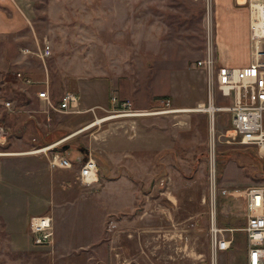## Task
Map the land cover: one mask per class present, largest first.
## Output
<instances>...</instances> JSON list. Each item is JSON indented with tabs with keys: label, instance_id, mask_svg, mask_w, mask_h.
<instances>
[{
	"label": "rangeland",
	"instance_id": "rangeland-1",
	"mask_svg": "<svg viewBox=\"0 0 264 264\" xmlns=\"http://www.w3.org/2000/svg\"><path fill=\"white\" fill-rule=\"evenodd\" d=\"M25 1L33 33L0 38V264H211L213 216L219 228L237 229L220 264H245L244 193L264 187V157L231 136L228 110L197 111L198 101L209 106L196 63L208 37L217 48L218 2L209 10L207 0ZM46 44L52 56L42 61ZM38 73L55 107L67 92L80 96L77 111L39 100ZM103 86L107 102L92 101ZM112 97L138 115L118 114ZM214 104L229 108L233 99L215 90ZM57 153L71 169L51 166ZM87 156L99 166L93 186L78 180ZM33 200L50 209L53 243L17 247L8 217L20 222Z\"/></svg>",
	"mask_w": 264,
	"mask_h": 264
},
{
	"label": "built area",
	"instance_id": "built-area-1",
	"mask_svg": "<svg viewBox=\"0 0 264 264\" xmlns=\"http://www.w3.org/2000/svg\"><path fill=\"white\" fill-rule=\"evenodd\" d=\"M207 3L210 10L215 0H207ZM236 3L246 6L249 10L251 64L244 68L222 65L217 55L216 42L211 36L208 37L204 59L197 62V67L206 76L208 108L215 107V90L221 92L224 98L233 99V105L229 108H216V111L210 112L205 111L206 104H201L197 110L207 112L211 117H214L216 112L228 110L231 113V136L237 139L240 145L258 149L264 157V0H236ZM210 16L209 12L208 35L211 30ZM38 56L42 61L51 57V45L46 44ZM17 77L25 79L21 73H18ZM25 81L31 83L29 79ZM37 97L49 108L60 112H76L79 104V97L72 92L65 93L57 107L53 105L48 90L39 92ZM111 102L118 107L117 112L120 115H138L131 109V102L120 103L117 97H112ZM11 105L10 102L7 103L8 107ZM50 164L53 168L63 169H71L73 166L67 158L58 153L53 155ZM214 173L213 165L212 174ZM99 177V166L93 157L88 156L86 162L79 160L78 180L82 185L93 186L99 182ZM244 198L247 201L249 215L247 225L243 229L248 241L246 264H264V187L248 189L244 193ZM51 221L47 216L32 219L30 230L35 246L43 247L53 243ZM234 232L235 229L219 228L213 216L209 242L211 264H220V258L231 250Z\"/></svg>",
	"mask_w": 264,
	"mask_h": 264
},
{
	"label": "crops",
	"instance_id": "crops-1",
	"mask_svg": "<svg viewBox=\"0 0 264 264\" xmlns=\"http://www.w3.org/2000/svg\"><path fill=\"white\" fill-rule=\"evenodd\" d=\"M216 1L218 2V4H216ZM22 2L24 3L26 1L25 0H0V38L21 37L20 39H22V36L20 35L24 33L26 35H31L33 33L32 24L30 22L29 15L28 13H25L24 10H22V7H21ZM215 4H216V21H217V25H216L217 26L216 27L217 55H218L220 62L222 63V65L226 67H230V68L248 67L251 64L250 16H249L248 8L246 6L238 5L236 3V0H215ZM26 6H27V3H26ZM142 29L146 30V31H143V37H142L145 40L147 38L146 32L149 30L148 24L144 22ZM242 55L243 56L245 55L244 56L245 58L243 60H239V58ZM22 59H25V58L21 57L20 60ZM20 63L23 64L24 62H20ZM196 66H197V63H196ZM27 73L29 74L30 77L34 76V73L32 71H29ZM23 74L25 78L26 77L28 78V76H26L25 73ZM37 76L39 77V80L34 81V82L38 83L36 88H38V90L40 89L39 92L48 90V89H45L46 84H48L47 74L38 73ZM106 83L108 84L109 80H106ZM106 87L103 86L104 89L102 90V94H101L102 98L93 99L92 101L96 100L94 102H97V103L99 102L102 104L104 102H107V99L104 98V95L107 94V91L105 92V90H107ZM48 92L50 91L48 90ZM78 97H79V104H80V96ZM109 103L110 105L112 104L111 102ZM201 104H205V102L198 101L197 105H201ZM197 105L194 104L191 106H197ZM92 106H95V104L85 105L83 109L88 110ZM185 106L191 107L188 105H185ZM185 109H190V108H185ZM198 118H201L200 115ZM198 118H195V119H198ZM0 126L3 127L1 124ZM2 131L4 135L2 134L0 137V147H3L4 143L6 142V136H5L6 132L4 128ZM14 134L17 135L16 136L17 138H20L22 134V130L20 129L14 132ZM26 154H23V155H26ZM35 204L36 203H34V200H33L27 205L26 209H24V213L22 214L20 213L19 218L22 219L20 222L18 221L14 222L13 221L14 217H8L9 222H10V226L8 228L9 230H11L10 236L13 239L12 240L13 243L17 247H25L27 249H31L33 247L32 245H34L33 238L30 235V223L32 219L37 218V217H43V216L50 217L47 215L48 211L50 210L47 204L46 205L44 204L45 207H42V208H38ZM246 211H247V217H248L249 215H248L247 201H246ZM242 258L245 259V264H246L247 252L242 254Z\"/></svg>",
	"mask_w": 264,
	"mask_h": 264
},
{
	"label": "bare ground",
	"instance_id": "bare-ground-1",
	"mask_svg": "<svg viewBox=\"0 0 264 264\" xmlns=\"http://www.w3.org/2000/svg\"><path fill=\"white\" fill-rule=\"evenodd\" d=\"M198 111V110H197ZM200 111V110H199ZM205 111H210V112H214V111H216V108L214 107V106H211L210 108H206V110ZM185 112H193V111H190V110H183V111H179L178 113H185ZM263 152H264V150H263Z\"/></svg>",
	"mask_w": 264,
	"mask_h": 264
},
{
	"label": "trees",
	"instance_id": "trees-1",
	"mask_svg": "<svg viewBox=\"0 0 264 264\" xmlns=\"http://www.w3.org/2000/svg\"><path fill=\"white\" fill-rule=\"evenodd\" d=\"M53 140H54V138L53 139L47 138L45 141H43V145L44 146H49V145H51L53 143ZM56 150L61 151V148L58 149V147H57Z\"/></svg>",
	"mask_w": 264,
	"mask_h": 264
},
{
	"label": "water",
	"instance_id": "water-1",
	"mask_svg": "<svg viewBox=\"0 0 264 264\" xmlns=\"http://www.w3.org/2000/svg\"><path fill=\"white\" fill-rule=\"evenodd\" d=\"M63 149L66 150V149H68V147L64 146ZM87 159H88V156L85 159H83V162H86Z\"/></svg>",
	"mask_w": 264,
	"mask_h": 264
}]
</instances>
